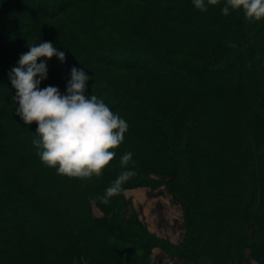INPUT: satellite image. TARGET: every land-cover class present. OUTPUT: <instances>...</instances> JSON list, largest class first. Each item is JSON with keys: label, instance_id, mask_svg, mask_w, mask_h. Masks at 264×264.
Returning <instances> with one entry per match:
<instances>
[{"label": "trees", "instance_id": "1", "mask_svg": "<svg viewBox=\"0 0 264 264\" xmlns=\"http://www.w3.org/2000/svg\"><path fill=\"white\" fill-rule=\"evenodd\" d=\"M123 1L0 0V180L7 187L8 201L0 208V264L68 263L65 234L54 229L34 234L37 228L25 219L30 212L39 213L47 222L54 221L56 214L65 217L78 237L79 251L95 264H155V247H165L169 256L190 264H206L202 254L214 255L215 264H245L247 254L263 264L264 20L249 22L242 11L231 9L226 16L223 0L218 6L208 5L207 12L197 9L193 0H132L134 5L128 3L120 11L113 8ZM86 2L93 4L90 10L79 7V40L55 37L47 29L34 31L36 19L56 17ZM103 8L114 9L107 17L142 43L102 39L103 33L96 34L94 25L104 15ZM137 8L159 10L160 21L154 16L145 24L142 18L131 22L126 13H136ZM149 27L152 32L158 27L162 37L177 40L179 46L166 52L155 49L143 34ZM43 42L65 53L63 63L56 56L38 60L47 64L49 75L69 77L73 67L83 69L93 77L88 96L103 100L128 124L124 142L116 150L118 157L101 177L91 179L114 181L121 172L131 170L135 175L122 189L161 180L182 205L188 232L194 225L195 244L187 233L181 242L165 245L140 221L136 225L119 211L82 218L85 212L74 192L83 180L61 176L47 167L33 144L37 126L25 124L16 115V90L9 72L19 66L29 45ZM165 53L186 60L172 63ZM91 62L140 68L168 86L159 89L158 99L139 101L82 65ZM170 86L178 91L174 93ZM221 138L225 140L220 142ZM128 152L132 161L126 169L120 160ZM138 153L151 163L137 159ZM91 190L100 199L105 196L98 185ZM27 195L35 202V210L27 205ZM11 198L21 202L9 204ZM123 199L121 190L109 202L120 205ZM101 250L106 253L100 254Z\"/></svg>", "mask_w": 264, "mask_h": 264}, {"label": "rangeland", "instance_id": "2", "mask_svg": "<svg viewBox=\"0 0 264 264\" xmlns=\"http://www.w3.org/2000/svg\"><path fill=\"white\" fill-rule=\"evenodd\" d=\"M182 1L184 3V0ZM128 3H132L134 5L132 0H124L121 3H116L113 8L118 9V11H120L119 8H124ZM92 4L93 2H86L81 4L78 3L76 4V6L74 5L68 8L67 10H64L60 15L56 17L47 18V19H41V18L36 19L33 23L34 31L38 33L39 31H44L45 29H47L50 32H52V35L55 37L71 38L74 36L79 40L80 38L79 30L76 28L77 27L76 23L79 24V18L81 15L79 11V7L81 10L82 9L90 10ZM139 6L141 8H144V4L139 3ZM113 10L112 9L106 10L105 8L101 10V14L104 15H101L99 19H96L97 22L99 23L97 25H94L96 34L103 33L102 34L103 37L101 35L102 39L109 38L113 41L125 40L134 43H142L138 41V39L134 36L133 33L127 31L126 29H122L121 27L118 26L115 20L113 21L107 17V15H110L111 11ZM132 13L130 14L126 13L127 17H129L131 22L134 21V18H136L137 20H140L141 18L144 19L143 24H145L146 22L148 23L149 20H151L152 17L154 16H157L156 18H158L159 21L161 19L160 12L157 9L149 10V12H146L144 11V9L142 10L137 8L136 13L133 14ZM163 19L165 20V18ZM157 29L158 27L154 29L156 31V32L154 31L155 32L154 33L152 32V28L149 27V29L143 32V34L148 35L149 40L155 49H159L161 52L163 51L166 52L167 49L173 48L175 45L179 46L180 43H178L177 40L173 38L172 39L168 38L166 37V35L165 37H162L163 35L160 34L161 31ZM6 31L7 29L5 30V32ZM82 31L84 32L85 29H82ZM165 57L169 59L172 63H180L182 60H186L185 56L179 54L166 55L165 53ZM82 65L96 71L99 77L105 82H107L109 85L119 90L120 89L124 90V92H127L133 99L143 102H146L148 101V99L154 97L158 99L161 93L159 92V89L162 86L164 87L168 86L161 83L158 80H153L145 70L140 68L119 69L94 62L88 64H82ZM70 79H71V75H69V77H61V76L52 77V75L48 74L47 79L42 81L41 84L44 87L47 86L58 87L59 90H62V94H66L67 82ZM90 83L91 81L89 80L87 86L93 84ZM170 87L174 88L173 86ZM176 90L177 89L174 88L173 92L175 93ZM89 93L90 91H86L85 94L88 96ZM188 93L189 92H186L185 94ZM164 98H169V96ZM113 112H117V110H113ZM22 137H24V135H22ZM224 140L225 138L219 139L220 142ZM136 156L137 159L145 160V163L147 162V164L151 163L150 158L147 157L145 154L138 153ZM117 157L118 155L116 154L115 158ZM155 178H160V176L159 177L155 176ZM154 181L155 182L151 184L127 186L126 188L122 189L124 199L122 204L119 205V204H114L112 202H108L107 204H105L98 197V195L93 193V191L91 190V188H94L96 185H98L99 188L102 190V192L105 193L106 189L112 185L113 181L110 180L95 181L92 179H85L75 188L74 199L77 201L78 205L80 204L82 206V209L85 212L82 215V218H84L85 220L87 218L89 219V217L111 216L110 214L112 213L116 214V212L119 211V214L121 216L126 217L127 220L136 221V225H138L137 221H140L139 223L147 227V229L150 232L155 234L157 237L165 240L166 242V243L164 242L165 245L177 244L172 242L171 237L169 236L172 235V237L174 238L178 237L182 241L187 233H189L190 235V243L195 244L196 240L194 237V225L193 224L190 225L191 230H189L188 232V227L184 222L182 205L176 199L173 198L172 194L167 190L166 186L163 184L161 180L155 179ZM6 189H7L6 185L3 184V181L0 180V208H2L3 202L5 201L8 202L7 199L5 198V195L7 193ZM13 199H17V198L14 197ZM13 199L12 198L10 199L12 200V202H10L9 204L14 205L15 203L21 202V199L14 202ZM92 200H95V203L91 202ZM26 201H27V205L35 210V205H34L35 202L31 199L29 195L26 196ZM25 219L27 222H29L30 224H32L37 228L36 231L35 230L32 231L34 234H37V232L43 231L44 229L45 231L54 229L60 233L65 234L68 240V245L64 250V255L66 256V259L69 260L68 263L65 264H95L93 259L87 257L85 253L84 255L82 253L83 251L82 252L79 251L78 237L74 234L73 229L70 227L68 222H66V218L63 217L62 215L56 214L54 221L47 222L39 213L30 212L29 214H26ZM131 228L133 229L134 232L139 231L137 226L133 225ZM124 236L127 237L126 235ZM221 248H219L218 251L216 250L218 252V255H220L219 251H221ZM165 249H166L165 247H163V249L161 247H155L153 249L152 255L155 264H168L166 263V261L171 259L178 262L181 261L180 263L182 264L184 263L190 264V263H186L183 259L179 257L169 256V254H167V251ZM105 253H106L105 250L100 251V254L102 255H104ZM200 256L203 257L206 264H215L217 261V258L214 255L207 256L202 254ZM258 261L255 260L249 254H247L245 258V264H259L260 261L259 262ZM111 262L115 264V262L113 261ZM52 264H60V263L53 261Z\"/></svg>", "mask_w": 264, "mask_h": 264}, {"label": "clouds", "instance_id": "3", "mask_svg": "<svg viewBox=\"0 0 264 264\" xmlns=\"http://www.w3.org/2000/svg\"><path fill=\"white\" fill-rule=\"evenodd\" d=\"M195 7L203 12L208 5L218 6L221 0H193ZM222 12L242 11L249 22L264 20V0H223ZM58 57L65 62V53L58 51L51 42L29 45V51L22 54L17 67L9 72L16 115L27 125L35 124L37 138L33 144L38 149L41 161L57 170L61 176L70 179H91L101 177L116 157V150L124 142L128 124L118 113L95 95L87 96V83L93 77L83 69L73 67L66 94L58 87L41 88V82L48 77L47 64L38 63L40 58ZM132 153H125L120 160L127 169ZM135 175L125 170L106 189L102 201L122 190V185ZM91 199V198H90ZM91 202L95 203V200Z\"/></svg>", "mask_w": 264, "mask_h": 264}, {"label": "crops", "instance_id": "4", "mask_svg": "<svg viewBox=\"0 0 264 264\" xmlns=\"http://www.w3.org/2000/svg\"><path fill=\"white\" fill-rule=\"evenodd\" d=\"M169 237H171V240H172V242H174V243H178V242H180L181 241V239L180 238H174V237H172V235L171 236H169ZM171 259V258H170ZM172 262V263H171ZM181 261H175V260H167L166 261V263H168V264H182V263H180ZM185 264V263H184Z\"/></svg>", "mask_w": 264, "mask_h": 264}]
</instances>
